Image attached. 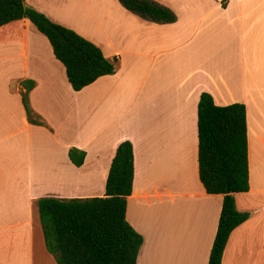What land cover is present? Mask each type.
Here are the masks:
<instances>
[{
    "label": "crops",
    "instance_id": "0c3cea01",
    "mask_svg": "<svg viewBox=\"0 0 264 264\" xmlns=\"http://www.w3.org/2000/svg\"><path fill=\"white\" fill-rule=\"evenodd\" d=\"M177 15L145 20L118 0H24L117 57V70L79 91L28 19L0 27V264H58L37 199L103 197L118 145L134 178L126 219L143 237L137 264H208L223 195L199 179L198 103L246 107L249 217L221 264H264V0H155ZM201 0L200 3H202ZM223 3L225 6H223ZM43 125L27 118L22 81ZM85 151L75 166L68 151Z\"/></svg>",
    "mask_w": 264,
    "mask_h": 264
},
{
    "label": "trees",
    "instance_id": "16d2710c",
    "mask_svg": "<svg viewBox=\"0 0 264 264\" xmlns=\"http://www.w3.org/2000/svg\"><path fill=\"white\" fill-rule=\"evenodd\" d=\"M128 11L156 23L177 20L174 11L155 0H118ZM223 6L224 3H223ZM30 20L52 46L65 67L73 90L79 91L99 77L117 70L118 58L75 30L56 23L24 0H0V27ZM22 102L30 123L44 121L30 104L34 81L24 80ZM85 151L71 147L70 161L81 166ZM199 179L209 194H222L223 203L208 264H221L231 232L248 217L236 209L233 194L249 189L246 107L243 103L216 105L203 92L198 103ZM134 155L130 141L121 142L112 159L103 197L37 199L45 244L58 264H137L143 237L126 219L132 193Z\"/></svg>",
    "mask_w": 264,
    "mask_h": 264
},
{
    "label": "rangeland",
    "instance_id": "374dc122",
    "mask_svg": "<svg viewBox=\"0 0 264 264\" xmlns=\"http://www.w3.org/2000/svg\"><path fill=\"white\" fill-rule=\"evenodd\" d=\"M200 2H201V0L198 2V5H201V4H202V5H203V7H205L207 4H208V5L210 4V2H209V3H207V1H205V0H204V1H202V3H200ZM205 4H206V5H205ZM208 5H207V6H208ZM100 48H101V47H100Z\"/></svg>",
    "mask_w": 264,
    "mask_h": 264
}]
</instances>
